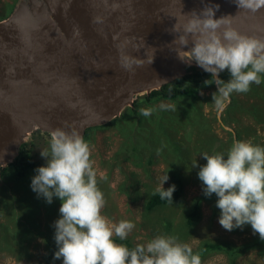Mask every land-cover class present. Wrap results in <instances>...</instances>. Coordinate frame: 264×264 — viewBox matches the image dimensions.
I'll return each instance as SVG.
<instances>
[{"label": "water", "instance_id": "95a60500", "mask_svg": "<svg viewBox=\"0 0 264 264\" xmlns=\"http://www.w3.org/2000/svg\"><path fill=\"white\" fill-rule=\"evenodd\" d=\"M215 5V19L232 16L241 34L264 38V8L253 14L235 0H18L0 19V167L34 130L75 128L84 137L138 95L200 71L177 58L170 31L182 14ZM151 47L150 65L121 66V53L146 59Z\"/></svg>", "mask_w": 264, "mask_h": 264}, {"label": "clouds", "instance_id": "9594fccd", "mask_svg": "<svg viewBox=\"0 0 264 264\" xmlns=\"http://www.w3.org/2000/svg\"><path fill=\"white\" fill-rule=\"evenodd\" d=\"M235 2L239 9L253 14L264 8V0ZM218 8L205 6L199 13L182 14L183 20L176 18L170 33L175 34L171 45L178 47L171 50L177 58L188 65L194 61L211 74L212 79L205 84L217 85L212 100L219 116L232 93H247L253 83H262L264 38L241 34L231 27L232 16L215 19ZM189 44L192 47L185 51ZM151 48V55L145 52L146 59L121 53V66L134 71V66L150 65L156 52ZM225 69L230 73L227 82L219 78ZM167 107L175 110L174 106ZM139 111L148 117L154 109ZM90 154L89 143L77 129L57 127L50 132V151H41L46 166L36 168L31 179L30 187L38 197L49 204L53 197L61 201L60 218L53 225L58 248L54 259L62 258L63 264H201L200 256L175 236H156L132 249L117 244L113 236L124 240L135 225L126 220L112 223L101 214L105 199L97 186ZM202 156L207 163L200 166L198 178L206 196L215 193L218 197L219 224L228 231L250 224L254 234L264 240V147L234 140L226 158L222 153ZM168 179L167 173L162 176L155 193L172 202L175 185L167 190L163 187Z\"/></svg>", "mask_w": 264, "mask_h": 264}, {"label": "rangeland", "instance_id": "374dc122", "mask_svg": "<svg viewBox=\"0 0 264 264\" xmlns=\"http://www.w3.org/2000/svg\"><path fill=\"white\" fill-rule=\"evenodd\" d=\"M17 1L0 0V19L6 17L13 10ZM200 69V71H204L202 68ZM257 87L258 85L253 83L251 90L247 94L232 93L230 103L227 105L228 108L226 107L225 109L231 114L236 113V118H232V122L223 123L222 121V123L224 126L232 128L234 134L235 130L238 129L240 131V141H249L251 143L255 139L257 141H264V121L262 124L256 123V119H264L261 107L259 104H253L251 101H245L249 94L258 92ZM213 89L218 90L215 83H213L212 87L200 90L197 99L189 100L188 103L183 105L174 106V103L166 100L154 103L155 106H174L175 110L169 107L168 110L165 109L167 113L165 111L162 113V122L165 124L169 117L172 125L178 124L181 126L178 132L174 131L173 126L172 129H167L170 135L163 142L162 137L165 136V127L154 128L156 126L154 116L151 118V121L144 120L141 124L137 118H125V123L120 129L107 125L89 128L90 131L87 134V138L84 139L89 143L90 159L96 172L97 186L102 191L105 199L101 214L112 223L118 224L120 221L126 220L135 225L126 239L120 240L119 237L113 236V240L117 244H123L132 249L138 244L146 245L156 236H175L179 243L187 244L191 247L192 251L202 250L203 253H200L201 264H264V240H261L258 233L254 234L250 224H246L242 228H235L232 231L225 230L219 224L220 209L216 207L218 197L215 198L214 193L210 197L206 196L203 191L204 185L198 178L200 166L207 163L202 154L211 151L208 153L209 155L222 153L226 158L228 150L233 141L236 140V138L234 139L233 132L226 129L217 119V111L212 100ZM140 96L138 95L134 102ZM233 98L235 99L234 101L232 100ZM197 105L209 119L215 135L223 141L218 145L222 144L223 146L215 145L214 149H207L203 143L206 140V136L205 139H198L194 135L190 137V134L195 133V130H197V125L205 124V121L196 112ZM133 107L134 103L131 107H126L121 114L126 109ZM139 110L138 112L140 113ZM222 115L225 114L221 113L220 117ZM123 131L131 135L130 142L125 147L121 146L123 141L121 132ZM179 133L187 136L188 140L181 138L183 139L182 144L178 142ZM141 139L149 154L153 155L154 162L152 164H147L146 162L141 166L137 164V162H143L148 157V154H145V159L141 158V161L135 158L136 152L133 148H136L138 151L143 144ZM26 140L32 160L38 163V167L46 166L47 161L41 156V151H50V134L34 130L27 136ZM163 143L165 147L163 151H159V147ZM173 143H177L181 148L175 147L177 151H173ZM186 143L189 149L185 151V155L182 148L186 146ZM195 146H198L196 152L192 150H195ZM130 150H133V152ZM162 153L166 155L165 158H163ZM183 155L189 156L190 163L188 167L184 166L181 169L175 162ZM195 162L196 166H193ZM174 172L182 176L181 199L177 202L159 205L147 211L144 207V202L148 194L154 192L160 186L164 174L167 173L169 179L164 183L163 187L176 185L170 178L172 177L171 173ZM183 173L189 176L185 179ZM34 175H36V172L30 175L27 185H31V179ZM9 194L11 195V193ZM36 198L37 201L40 199L37 193ZM196 198H200V218L193 225L187 226L185 223L187 211L192 207ZM11 206L8 197L3 195L2 199H0V238L3 236L2 234L6 226L3 222L11 225L10 220L17 217L9 212ZM19 206L20 208L17 211L22 212L23 207L22 205ZM60 206L61 202L58 204V208ZM19 216L23 217V220L26 219L22 214H19ZM59 218V211L46 213L41 208V211L36 215L40 233L37 234L36 230L27 223L33 231V236L26 243L24 252L12 253L9 251V244L6 246L3 240L0 243V264L42 263L43 258L48 253L46 240L55 242V228L53 225ZM204 241L210 243L223 242L236 246L253 244L255 248H247L244 252L239 253L231 263L230 258L223 250L206 251L207 249L202 247ZM10 242H12L11 239H9L8 243ZM49 264H63V260L62 258L54 259L53 255L49 260Z\"/></svg>", "mask_w": 264, "mask_h": 264}, {"label": "trees", "instance_id": "16d2710c", "mask_svg": "<svg viewBox=\"0 0 264 264\" xmlns=\"http://www.w3.org/2000/svg\"><path fill=\"white\" fill-rule=\"evenodd\" d=\"M219 78L228 81L230 79V73L225 69L223 72L219 74ZM212 79L211 74L205 71H193L190 73H186L185 75H182L180 77H177L173 79L172 81L162 85L159 89L152 90L148 95H141L137 101L134 102L133 108L126 109L120 117L114 119L110 123L106 124L107 126H112L116 129H120L124 125V119L125 118H137L138 121H140V124L143 123L144 120L151 121V118L154 116L156 127H165V136L162 137V142L164 139L169 138L168 135H170L167 132V129H172V126L174 128V131L178 132V129L181 127L178 124L172 125L171 121H169V117L167 118V122L164 124L162 122V113L167 111L165 109H169L167 106L169 105H157L155 106L154 103L160 102L161 100L169 101L170 103H174L175 105H183L189 102V100H194L199 97V91L202 89H206L208 87H212V84H205V81ZM258 92L254 94H249L248 98L245 101H251L253 104H259L261 107L262 113L264 114V76H262V83L258 85L257 87ZM217 90L213 89V93ZM247 94V93H246ZM233 96V95H232ZM202 99V98H201ZM203 100V99H202ZM235 100L234 98L232 99ZM193 106V102L191 103ZM142 107H146L144 109H154L152 114L148 117L142 116L138 110ZM228 108V107H227ZM196 112L198 113L199 117H201L204 121V125H197V130H195V133L190 134L194 135L198 139H205L203 142L207 149H214L215 145L217 146H223L222 144L218 145L219 143H222L223 141L220 140L218 137H216L215 133L212 130V127L210 125L209 119L202 113L199 106H196ZM222 115V121L223 123H229L232 122V118L235 119V114H231L230 112H227L226 110L223 111ZM264 118V117H263ZM256 119V118H255ZM256 123L262 124L264 119H256ZM153 128V129H154ZM91 129V128H90ZM88 129L84 135V138H87V134L90 131ZM229 133V132H228ZM121 135L123 137V141L121 146L125 147L129 142L131 135L129 133H125L124 131L121 132ZM240 131L238 129L235 130L234 138L236 140H240ZM167 137V138H166ZM185 138L188 140L187 136H184L183 133H179L178 142L182 144L183 139ZM142 141V139H141ZM152 141V140H151ZM188 142V141H187ZM143 143V141H142ZM254 145H260L261 147H264V141H257L256 139L254 142H252ZM165 147L164 143L161 147H159V151H163V148ZM171 147V145H169ZM173 151L176 150L178 147L181 148L180 145L177 143H173ZM189 149V146L186 143V146L182 148L183 153L185 154V151ZM198 149V146H195V150L192 149L194 152H196ZM133 150L136 152L135 158L141 159L144 158L145 154H148V157L142 162H137L139 166H141L144 162L147 164H152L154 162L153 155L149 154V151L146 149L144 143L142 146L138 149L133 148ZM133 150H130L133 152ZM211 152V151H210ZM207 152V153H210ZM144 154V155H140ZM186 155V154H185ZM180 156L175 164L178 165L181 169L186 166L188 167L190 163L189 156ZM163 158L166 157L164 153H162ZM38 168V163L34 160H32V156L30 154L29 149L27 148V142L23 143L21 147L19 148V151L16 155V157L13 159L11 163H9L5 167H0V194L2 199V196L8 197V201L12 205L10 208V213L12 215H16V218H13L10 220L11 225L3 222L6 226L4 229L3 236L0 238V243L5 241L6 246L9 244V251L12 253L15 252H24L26 243L32 238L33 231L30 229V227L34 228L36 230V233L39 234L40 230L38 229V223L36 220V215L41 211V208L44 209L46 213H50L52 211L57 212L59 211L58 204L61 202L59 198L53 197L54 199L49 204L45 198L40 196V199L37 201L36 193L31 189L30 185H27V182L30 180V175L35 172V169ZM171 180L176 183L175 185V191L173 192L172 202H177L181 199V183H182V176L179 173H171ZM189 175L186 173H183V177L186 179ZM173 185H167L164 186V189L167 190L169 187ZM20 192V195H19ZM11 193V195L9 194ZM151 192L148 194L145 202L144 207L147 211H150L154 209L155 207L159 205H165L169 203L168 200H162L158 193ZM214 197L217 198L216 194L214 193ZM199 199L196 198V200L193 202L192 207L189 208L187 211V219L185 223L187 226L193 225L199 218H200V204ZM19 205H22L23 211L18 212L17 209L20 208ZM17 211V212H16ZM19 214H22V216H25L26 219L23 220V217L19 216ZM216 214V213H214ZM29 226H28V224ZM169 225V223H168ZM7 234V235H6ZM10 236V237H9ZM9 239L12 240V242L8 243ZM48 253L43 258V262L40 264H49V260L53 257L54 253L56 252L57 246L54 241L46 240ZM1 247V245H0ZM203 248H206V251L209 250H223L227 256L230 258V262L234 260V257L238 255L241 252H244L247 250V248H255L253 244H245L244 246H236V245H230L227 243H210L207 241H204L202 244ZM201 249V248H200ZM193 254H198L201 258V254L203 253L201 251H192ZM201 253V254H200Z\"/></svg>", "mask_w": 264, "mask_h": 264}, {"label": "bare ground", "instance_id": "6f19581e", "mask_svg": "<svg viewBox=\"0 0 264 264\" xmlns=\"http://www.w3.org/2000/svg\"><path fill=\"white\" fill-rule=\"evenodd\" d=\"M216 137H217V135H216ZM162 162V161H161ZM36 193V192H35Z\"/></svg>", "mask_w": 264, "mask_h": 264}]
</instances>
